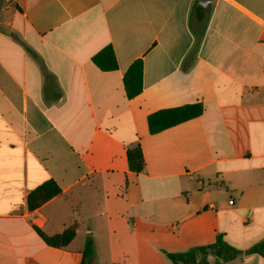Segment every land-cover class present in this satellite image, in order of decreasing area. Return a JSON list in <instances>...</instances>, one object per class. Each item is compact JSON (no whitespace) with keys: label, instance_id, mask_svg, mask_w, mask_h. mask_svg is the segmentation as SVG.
<instances>
[{"label":"crops","instance_id":"obj_1","mask_svg":"<svg viewBox=\"0 0 264 264\" xmlns=\"http://www.w3.org/2000/svg\"><path fill=\"white\" fill-rule=\"evenodd\" d=\"M109 45L114 71L93 62ZM197 102L201 116L149 132L151 113ZM49 179L61 194L29 210ZM73 224L63 249L33 229ZM219 234L242 251L264 240V0H0V264H81L90 238L87 264H172L164 251Z\"/></svg>","mask_w":264,"mask_h":264},{"label":"trees","instance_id":"obj_2","mask_svg":"<svg viewBox=\"0 0 264 264\" xmlns=\"http://www.w3.org/2000/svg\"><path fill=\"white\" fill-rule=\"evenodd\" d=\"M196 16L199 21H204L205 12L202 7L196 6ZM205 28L197 34V45L201 42ZM95 65L104 71H114L118 69V62L115 51L111 45L103 48L93 57ZM143 61L137 59L126 71L123 82L128 98L138 96L143 90ZM202 103L185 104L172 108H165L151 113L147 118L149 132L155 134L165 129L171 128L185 121L197 118L203 114ZM127 159L131 171L140 173L146 167L143 150L140 143L127 149ZM62 189L58 183L49 179L31 190L27 197L29 210L33 211L49 200L61 194ZM35 232L50 247L66 248L76 236V224L71 225L63 232L48 235L36 225H33ZM172 264H211L209 257L215 259L214 264H224L234 260L241 254H258L264 258V240L253 245L246 251L239 250L228 244L222 234L217 235L214 243L192 248L185 252L169 253L164 251ZM95 254V246L92 238L88 239L82 252L81 264H87Z\"/></svg>","mask_w":264,"mask_h":264},{"label":"water","instance_id":"obj_3","mask_svg":"<svg viewBox=\"0 0 264 264\" xmlns=\"http://www.w3.org/2000/svg\"><path fill=\"white\" fill-rule=\"evenodd\" d=\"M203 1V0H202ZM204 1H207V0H204ZM201 5L205 8V9H207V6L205 5V4H203V2H201Z\"/></svg>","mask_w":264,"mask_h":264},{"label":"built area","instance_id":"obj_4","mask_svg":"<svg viewBox=\"0 0 264 264\" xmlns=\"http://www.w3.org/2000/svg\"><path fill=\"white\" fill-rule=\"evenodd\" d=\"M229 203H230V204H233V200H230Z\"/></svg>","mask_w":264,"mask_h":264},{"label":"rangeland","instance_id":"obj_5","mask_svg":"<svg viewBox=\"0 0 264 264\" xmlns=\"http://www.w3.org/2000/svg\"><path fill=\"white\" fill-rule=\"evenodd\" d=\"M212 258V257H211Z\"/></svg>","mask_w":264,"mask_h":264}]
</instances>
